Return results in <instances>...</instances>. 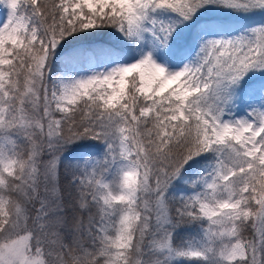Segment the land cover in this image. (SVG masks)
I'll return each mask as SVG.
<instances>
[{"label": "snow or ice", "instance_id": "6c2138e0", "mask_svg": "<svg viewBox=\"0 0 264 264\" xmlns=\"http://www.w3.org/2000/svg\"><path fill=\"white\" fill-rule=\"evenodd\" d=\"M256 15L0 0V264H264Z\"/></svg>", "mask_w": 264, "mask_h": 264}, {"label": "rangeland", "instance_id": "374dc122", "mask_svg": "<svg viewBox=\"0 0 264 264\" xmlns=\"http://www.w3.org/2000/svg\"><path fill=\"white\" fill-rule=\"evenodd\" d=\"M238 24H249L253 22H264V15H256L253 17L241 18L236 20Z\"/></svg>", "mask_w": 264, "mask_h": 264}, {"label": "trees", "instance_id": "16d2710c", "mask_svg": "<svg viewBox=\"0 0 264 264\" xmlns=\"http://www.w3.org/2000/svg\"><path fill=\"white\" fill-rule=\"evenodd\" d=\"M234 23H237L236 21H234ZM96 42L97 43H105L108 41V37L107 36H100V37H96Z\"/></svg>", "mask_w": 264, "mask_h": 264}]
</instances>
